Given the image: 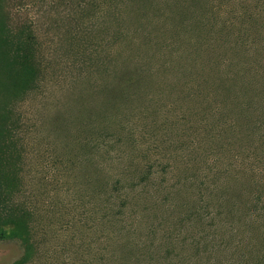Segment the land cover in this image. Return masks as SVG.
<instances>
[{"label": "rangeland", "instance_id": "374dc122", "mask_svg": "<svg viewBox=\"0 0 264 264\" xmlns=\"http://www.w3.org/2000/svg\"><path fill=\"white\" fill-rule=\"evenodd\" d=\"M0 22V264H264V0Z\"/></svg>", "mask_w": 264, "mask_h": 264}, {"label": "trees", "instance_id": "16d2710c", "mask_svg": "<svg viewBox=\"0 0 264 264\" xmlns=\"http://www.w3.org/2000/svg\"><path fill=\"white\" fill-rule=\"evenodd\" d=\"M6 33V27L3 24V22H0V45H5L7 43V37L5 36ZM8 36V35H7ZM19 38V44L17 46V52H18V57H19V62H20V73L23 76H27V80H30L32 77V74L30 73L31 70V54L29 53V50L27 46L25 45L26 43L20 42ZM23 44V45H22Z\"/></svg>", "mask_w": 264, "mask_h": 264}]
</instances>
